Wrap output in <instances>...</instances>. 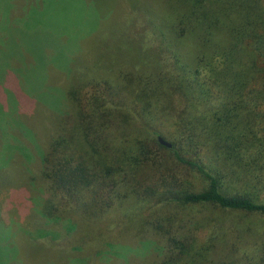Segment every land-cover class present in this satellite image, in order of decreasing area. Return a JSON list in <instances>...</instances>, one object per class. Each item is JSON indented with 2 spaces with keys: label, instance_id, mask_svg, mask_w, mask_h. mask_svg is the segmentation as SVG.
<instances>
[{
  "label": "trees",
  "instance_id": "16d2710c",
  "mask_svg": "<svg viewBox=\"0 0 264 264\" xmlns=\"http://www.w3.org/2000/svg\"><path fill=\"white\" fill-rule=\"evenodd\" d=\"M164 1L161 15L131 9L113 38L125 56L104 44L101 78L66 93L68 111L36 152L40 215L69 231L23 240L28 251L76 249L94 264L116 243L153 239L154 264H264V0ZM197 206L215 212L189 226ZM222 246L234 255L216 257ZM0 264H20L1 230Z\"/></svg>",
  "mask_w": 264,
  "mask_h": 264
},
{
  "label": "rangeland",
  "instance_id": "374dc122",
  "mask_svg": "<svg viewBox=\"0 0 264 264\" xmlns=\"http://www.w3.org/2000/svg\"><path fill=\"white\" fill-rule=\"evenodd\" d=\"M163 2L0 0V160L5 159L0 161V230L17 246L20 264H87L83 256L91 254H80V250H71L72 256L53 254L51 258L46 252L28 251L22 246L23 240L37 238V234L58 241L69 231L67 221L48 220L40 215L45 193L37 178L39 153L48 140L46 136L53 133L58 120L68 111V90L82 86L87 79L101 78L96 66L98 49L116 41L117 53L125 56L127 44L113 38L117 30L126 27L129 11L137 8L150 12L149 8L161 15L165 12ZM182 50L188 57L187 47ZM184 174V170H179L180 185L187 182H181L188 179ZM235 190L240 191L238 187L232 189ZM131 202L129 199L123 206L129 215L134 211ZM141 206L138 212L148 207L142 202ZM211 209L201 206L189 209L188 225L208 218L215 212ZM206 210H210L209 214ZM229 217L239 221L234 214ZM249 240L250 237L243 240L245 244H239L240 252L249 249ZM140 244L143 245L139 249L126 240L116 243L93 258V263L154 264L160 259L159 247L153 239ZM232 248L222 246L214 255L229 258L234 255ZM11 249L3 250L8 253Z\"/></svg>",
  "mask_w": 264,
  "mask_h": 264
},
{
  "label": "water",
  "instance_id": "95a60500",
  "mask_svg": "<svg viewBox=\"0 0 264 264\" xmlns=\"http://www.w3.org/2000/svg\"><path fill=\"white\" fill-rule=\"evenodd\" d=\"M157 140H158V142H159L161 145H163V146H165V147H167V148L170 147V145H169L168 143L164 142L160 137H158Z\"/></svg>",
  "mask_w": 264,
  "mask_h": 264
}]
</instances>
